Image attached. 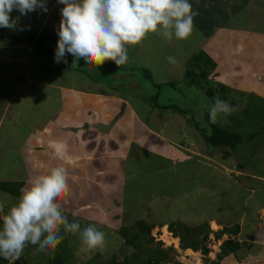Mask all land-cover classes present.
<instances>
[{"label": "crops", "instance_id": "crops-1", "mask_svg": "<svg viewBox=\"0 0 264 264\" xmlns=\"http://www.w3.org/2000/svg\"><path fill=\"white\" fill-rule=\"evenodd\" d=\"M189 2L198 15L186 40L167 41L150 34L140 45L129 47V58L137 53L151 54L163 45L179 47L183 61L202 52L215 65L208 74L211 84L223 85L264 105V0ZM46 6L47 12L37 8L23 16L13 11L10 15L16 19V28H6L10 31L6 33L0 28V36L45 29L53 36L56 49L63 5L46 0ZM65 58L72 63L71 55ZM148 58H143L144 66ZM82 62L71 68V63L55 62L54 56H38L31 46L0 41V182L22 183L21 195L32 178L63 167L69 187L61 204L67 216L76 211L80 220L101 221L105 216L118 219L121 214L128 216L134 211L137 216L142 212L144 219L139 220L166 232L174 222L189 227L205 224L209 236L204 246L210 251L206 258L200 251L181 250L179 239L171 235L176 250L190 263L199 260L197 255L204 264L217 263L220 246L230 239L241 248L222 257L219 264H264V201L254 193L264 178L232 166L231 156L236 151L225 146L220 152L210 148L194 124L188 131L192 120L188 113L159 105L172 112L166 120L156 116V121L149 123L153 102L136 105V97L120 91L125 84L133 94L144 91L141 83L131 80L126 72L117 74L105 63L84 67L105 68L112 78L91 79ZM107 63L112 66V61ZM183 69L174 68L176 79ZM170 81L163 79L160 85ZM219 117L230 123L228 115ZM173 123L178 129L175 133L170 129ZM129 182L134 187L131 193L127 192ZM240 185L246 197L230 202L233 190ZM125 197L130 200L128 205L137 209L127 211ZM236 227L238 234L232 235ZM222 230L225 232L220 235Z\"/></svg>", "mask_w": 264, "mask_h": 264}, {"label": "clouds", "instance_id": "clouds-1", "mask_svg": "<svg viewBox=\"0 0 264 264\" xmlns=\"http://www.w3.org/2000/svg\"><path fill=\"white\" fill-rule=\"evenodd\" d=\"M63 5L54 60L79 67H101L112 61L119 68L129 59V47L140 45L150 34L167 41L186 40L193 32L194 17L189 0H57ZM37 8L47 12L46 0H0V28L15 29V10L21 16ZM166 60L178 65L175 56ZM234 108L216 97L209 109V122L217 123L221 114L230 115ZM211 133L212 129H208ZM68 175L63 167L37 175L21 190L15 205L0 218V257L18 259L25 248L36 246L39 252L57 247L64 233H79L86 250H103L105 233L89 224L81 229L78 221L70 222L62 210L61 198L68 191ZM2 210V208H0ZM77 215L76 212L72 213Z\"/></svg>", "mask_w": 264, "mask_h": 264}, {"label": "rangeland", "instance_id": "rangeland-1", "mask_svg": "<svg viewBox=\"0 0 264 264\" xmlns=\"http://www.w3.org/2000/svg\"><path fill=\"white\" fill-rule=\"evenodd\" d=\"M3 31L5 33L10 32L6 28H4ZM176 48H178V50H173ZM189 48H192V46L189 45ZM198 54L199 53L195 54L194 56L191 55L189 57H186L183 61L182 58L184 52L180 51L179 47L171 48L163 45L162 47L158 46L157 48H155L154 52L151 54L145 53L143 56H139V53H137L135 58L132 57L131 59L129 58L128 62L120 66L119 68L115 65L114 62L111 63L112 66H110V64L107 62H105V64L107 67H111L112 70L116 71L117 74L118 73L123 74V72H126V74L131 75V80L135 78L136 82H141L142 87L145 89L144 91H140L138 93L133 94L131 92V87L128 84L122 85L123 87L120 89L121 93L126 92V94H129L128 95L129 97H131L130 94L136 97L134 99V103H136V105L142 103H144L145 105H149L151 103L150 102L151 98L154 96V94L156 95V93L158 92V100H157L158 105L168 108L176 107L178 109L187 111L185 113H188L189 115L188 117L192 119L189 122L190 123L189 127L187 126L188 131L192 130V124H194V126L198 127L200 130L208 132L209 125L205 120V113L209 115V109L216 97H219L222 100L224 99L227 102L229 101L234 103L232 104L234 111L230 115H228L229 119L230 118L235 119L236 123L237 122L239 123V121H241V123H243V128H245L244 129L245 133L243 132L242 134L247 135V133H253L254 139L251 142L239 147L236 150V153L233 156H231V161H233L232 166L235 165L236 168L237 166H240L239 168L245 170L244 172H246V174H248L249 176L255 175L256 177L264 178V133H262L263 132L262 130L264 129V112L260 114H256L254 112V115H252L247 111V115L243 116L242 119L241 118L239 119L240 116L236 113L237 111L243 109V106H245L248 102L259 105L260 107H262L263 110H264V105L259 104L256 101L252 100L251 99L252 97L248 95L241 94L244 95L245 97L240 96L239 93L234 92L233 90L227 92V94L219 93L218 86L211 84L210 80L208 79L209 75L205 73L206 67H204L203 64L204 63L203 58H200ZM149 55L150 57L148 58ZM169 55L176 57V59L179 61L178 65H171L167 62L166 57ZM145 57L148 58V60L146 61L144 66L142 61L143 58ZM155 60H157L158 63H155L154 62ZM70 63L71 62H68V65H70ZM81 65L82 67H84L85 66L84 62H82ZM179 66H182L184 69L182 73L180 72V74L177 75V77L180 78L176 79V71H174V68ZM84 68L85 69L83 71L87 72V74L90 76L91 79H94L97 76L99 77L101 76L105 79L112 78L111 75L104 70L105 68L104 69L103 68L91 69L87 67ZM132 68H136V69L138 68L140 70L142 68L149 70L153 76L150 79L142 78L140 76L135 77L136 73L133 70H131ZM187 73H190V75L194 73L195 75H198L197 77L194 78L196 81L198 80L199 76H202L204 73L207 75L205 80H200L201 81L199 84L201 86L200 89H197L189 84L190 81L193 79V76L186 77L185 75ZM163 79H170L171 80L170 82L173 83V87L166 85L167 83L160 85V82ZM155 83H159L158 84L160 85L159 89L155 88L156 85ZM207 90L209 92V97L205 94V91ZM144 98L147 99L146 102ZM206 104L209 105L208 106L209 109L208 107H205ZM169 112L172 111L170 110ZM169 112L166 111V109L164 110L155 109L153 111L152 117L149 120V123L151 124L154 123L156 121V116H159L160 119L166 120L167 114H170ZM235 114H237L238 116H235ZM217 122L218 125L224 129L228 128L226 126L232 125L230 123L225 124L227 121L219 116L217 118ZM170 129L174 130L173 131L174 133L178 130L177 127L174 126V123L170 126ZM216 150L220 152L219 149ZM187 151L189 152L190 149L187 148ZM236 155L239 156L241 155L245 159L241 158L240 160L239 157ZM239 164H241L242 166ZM128 184L129 185H127L128 186L127 192L131 193L134 187L133 185H131L132 184L131 182H129ZM141 186L142 184H140V188ZM140 188L138 187L136 189V192L139 191ZM141 192H142L141 195L143 196V188ZM233 192L234 195L231 199L232 201H230L233 203L242 201L243 198L246 197L247 195V192L245 191V188L242 187V185L234 189ZM255 192H256L255 198L261 196L259 201H264V182L262 183V187L256 189L254 193ZM255 198H253V200ZM225 200L228 201V198H226ZM17 201L18 199L0 191V208H2V210H0V218H2L3 215L6 214L8 209L11 206L15 205ZM129 201L130 200H128L127 197H125L126 210L129 211L131 209L133 210L137 209L136 207H130L128 205ZM152 209L154 212L156 211L155 207H153ZM148 211L149 210H147L146 214H148ZM133 214L134 211L130 212L128 216L125 214L124 215L121 214L119 215L118 219H112V218L108 219V217L105 216L101 221H84V220H80L79 213L78 215L75 216H73L72 213L68 214L70 217H72L70 218L68 216L69 221L70 222L78 221L80 223L81 229L88 226L89 224H92L95 225L99 230L103 231L106 237V245L102 251L86 250L81 243L79 233L76 234L64 233L63 229H61V235L63 236V239L57 247L52 249L56 250L57 254L64 259L63 262L64 264H105L112 257H115L117 262H121L129 258L133 253V250L131 248L124 246V241L121 238L119 231L122 229H132L135 222L139 221V219H144L145 213L142 212L137 213V216ZM233 215L237 216L236 214ZM76 216H78V219L76 218ZM132 219H136L137 221L136 220L131 221ZM232 219H234V217ZM145 223L149 225L148 222ZM169 234L170 233L168 229L166 232L165 229H162L160 227L151 230L150 237L153 238L154 242L151 245L147 246V248L154 249L156 247H159L160 244L161 249L164 250L169 248L172 249L173 251L169 255L171 259L170 261L171 263L169 264H191V263L204 264V259H201V257H199L198 255L196 257H198L199 260L191 261L190 263L189 260L185 257V255H182L181 252H178L176 250L178 249L176 248L178 246L173 244L174 241H171L170 239L171 234L170 235ZM142 253L145 254L143 250ZM187 255H189V253ZM50 256L51 255L48 249L45 252H39L36 250V246H29L25 248V250L21 253L18 259L10 258L5 260L3 257H0V264H48Z\"/></svg>", "mask_w": 264, "mask_h": 264}, {"label": "trees", "instance_id": "trees-1", "mask_svg": "<svg viewBox=\"0 0 264 264\" xmlns=\"http://www.w3.org/2000/svg\"><path fill=\"white\" fill-rule=\"evenodd\" d=\"M0 41L7 43L11 41H16L19 44H23L26 46H31L35 54L38 56L49 57L55 56V40L51 33L47 30H43L40 33L30 32L26 35H8V36H0ZM199 57L203 58L204 67H206L205 73L207 75L214 70L215 65L213 62L202 52H199ZM208 70V71H207ZM135 73L138 76L146 79H150V73L145 69H135ZM139 73V75H138ZM199 76L198 80L196 81L194 78L198 75L187 73L186 77H192L193 79L190 81V85L194 86L197 89H200L201 86L200 80H205L207 77L206 74ZM141 83V82H139ZM141 85V84H140ZM170 87H173V83L167 84ZM218 88L222 92H230L231 90L224 87L223 85L217 84ZM156 89H159V85H155ZM205 94L209 97L208 90L205 91ZM245 97L244 95H241ZM152 97V96H151ZM150 97V98H151ZM158 100V92L156 95L151 98V102H153V109H161L164 110L165 108L159 107L157 104ZM231 104H234L231 102ZM171 109L175 110L180 114H185V110L178 109L176 107H172ZM249 109V110H248ZM247 111L254 115L260 114L264 112L262 107L257 104L247 103L243 106V109L237 111L236 113L240 116L239 119L243 118V116L247 115ZM235 114V116H238ZM205 120L207 121L209 128L212 129L211 133L205 132L200 130L198 127L199 136L202 138L203 142L207 144L210 148L214 149H223L221 144H227L228 147L234 152L239 147L243 146L251 142L254 139L253 133H247V135H243L242 133L245 128H243V123L239 121V123L235 122V119L230 118V123L232 124L231 127L226 129L220 127L218 123L211 124L209 122V115L205 113ZM245 124V123H244ZM264 133V129L262 130ZM261 134V133H259ZM242 157V156H241ZM22 183H12V182H0V191L8 194L16 199L20 197V189L22 188ZM154 229L153 225H148L144 221L139 220L135 222L132 229H122L119 231L121 238L124 241V246L131 248L133 253L131 256L121 262H117L115 257H112L107 263L105 264H169L171 263V259L169 255L172 253V249H161L160 244L159 247L154 249L147 248V246L151 245L154 240L150 237L151 230ZM169 233L172 235L173 238L179 239V248L181 250H192L193 252L200 251L203 257H207L209 254V250L204 246V244L208 241L209 230L205 224H201L197 227H189L186 225H182L179 222H174L168 225ZM224 230L220 232V235L224 234ZM232 235L238 234V227L234 228L231 231ZM218 238V236H216ZM241 248V244H239L235 240H227L220 246V255L217 257L218 262L213 264H219L222 257L226 256L227 254H233L237 250ZM142 250L145 254L142 253ZM50 253V259L48 264H64V259L57 254V251L54 249H48Z\"/></svg>", "mask_w": 264, "mask_h": 264}, {"label": "water", "instance_id": "water-1", "mask_svg": "<svg viewBox=\"0 0 264 264\" xmlns=\"http://www.w3.org/2000/svg\"><path fill=\"white\" fill-rule=\"evenodd\" d=\"M221 146H225V147H228V145H227V144H221Z\"/></svg>", "mask_w": 264, "mask_h": 264}]
</instances>
